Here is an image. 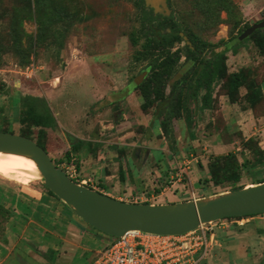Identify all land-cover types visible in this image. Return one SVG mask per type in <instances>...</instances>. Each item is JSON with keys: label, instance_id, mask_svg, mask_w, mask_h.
<instances>
[{"label": "rangeland", "instance_id": "374dc122", "mask_svg": "<svg viewBox=\"0 0 264 264\" xmlns=\"http://www.w3.org/2000/svg\"><path fill=\"white\" fill-rule=\"evenodd\" d=\"M165 1L166 9L154 8L147 0H0V132L29 136L44 147L72 179H90L83 186L109 193L114 199L127 203L185 202L193 197L208 198L232 192L240 186H254L264 180V29L242 41L236 51L226 54V71L239 72L245 79L236 106L232 107L222 97L223 80L217 79L213 85L212 111L204 113L199 109L202 95L199 93L197 103L188 100L193 112L191 127L183 119L174 120L163 142L159 138L160 126H157L159 108L152 102V95L142 108L144 87L135 90L131 85L143 72L147 74L140 86L149 83L152 58L141 53V44L148 38L160 39L170 33L169 28L161 27L163 19L171 16L184 32L189 31L202 42L216 45L264 20V0ZM132 38L138 40L136 45L131 44ZM255 40L263 42L262 52ZM205 57H209V53ZM183 71V67H178L170 83L178 80ZM257 87L261 88L262 97L250 106L245 102L246 93ZM169 90L168 86L166 94ZM130 93L136 94L141 104L130 97ZM31 100L45 104L57 123L55 128L33 125L27 114L33 105ZM220 102L232 120L245 111V121L252 122V131H246L245 138L249 137L246 140L239 131L231 130L232 134L236 133L235 148L217 155L224 157L213 163L212 158L217 156L209 152L203 155L205 151L191 147L190 137L201 133L211 118L220 120L215 113L220 109ZM74 134L88 140L89 145L70 147L76 140ZM152 142L166 152L179 155L178 160L187 164L168 168L155 177L152 159L141 162L142 155L152 151ZM165 156L158 152L156 157L163 168L167 165ZM126 157L146 174L141 179V190L115 188L114 184L113 189L105 188L97 176L107 172L109 160L116 165ZM83 162L87 165L84 169ZM98 163L103 168L96 173ZM234 164L238 165L237 173L220 186L210 183L200 169L212 165L214 180H217L234 169ZM188 167L186 172H181ZM114 168L117 183L118 167ZM193 170L197 171L198 178ZM134 176L137 177V173ZM29 179L30 184L23 186L0 176V205L3 206L0 237L5 236L11 217L18 224L22 219V224L28 226L30 254L36 253L50 263L60 257L61 264H90L110 238L85 223L62 201L50 196L40 175ZM226 220L229 221L203 226L214 230L206 229L208 249L206 254L202 248L198 250L194 258L199 260L197 264H264V214ZM69 224L82 230L77 238L72 236L71 245L60 239L65 237L63 230ZM45 243L62 247L60 253L46 250ZM2 249L0 247V260L3 259L4 264H12L16 254L23 257L20 258L22 263L27 259L21 245L8 259L4 258L6 252Z\"/></svg>", "mask_w": 264, "mask_h": 264}, {"label": "water", "instance_id": "95a60500", "mask_svg": "<svg viewBox=\"0 0 264 264\" xmlns=\"http://www.w3.org/2000/svg\"><path fill=\"white\" fill-rule=\"evenodd\" d=\"M149 2L154 8L166 9L165 0ZM263 29L264 20L242 32L237 41L242 42ZM146 74L143 72L136 77L132 87H138ZM0 153L32 160L44 186L76 216L109 238H119L130 231L179 236L221 220L264 214V182L196 201L164 205L127 203L77 184L27 137L0 132Z\"/></svg>", "mask_w": 264, "mask_h": 264}, {"label": "trees", "instance_id": "16d2710c", "mask_svg": "<svg viewBox=\"0 0 264 264\" xmlns=\"http://www.w3.org/2000/svg\"><path fill=\"white\" fill-rule=\"evenodd\" d=\"M161 27L164 29L169 28L170 33L162 35L160 39L148 38L141 44V53L145 57L152 58V63L149 67L151 76L148 80L149 83H144L135 88V90H139L144 87L141 93L142 99L144 100V103L141 105L142 108L147 104L151 95L152 102H155L159 108L156 112L161 131L159 138L169 135L174 120L183 119L186 125L191 127L193 123V112L188 106V100L197 103L199 93H202L199 99V109L201 111L212 109L214 103L213 85L217 79L223 80L220 89L225 91L224 95L227 96L230 103H237L239 101V89L243 87L245 80L243 74L239 72H227L225 64L226 54L237 50L238 46L242 43L238 42L237 38L245 30L227 41H220L218 44L212 45L202 42L189 31L184 32L181 30L171 16L163 19ZM259 32L260 30L255 31L250 37H255ZM130 42L132 45H136L138 40L132 38ZM184 42H186V44L183 47H176L177 44ZM254 42L262 52L263 42L261 40H255ZM208 53L209 57H205ZM181 58H184L183 63H181ZM178 67H183V74L178 80H175L171 84L170 79ZM168 86L170 90L169 93L166 94ZM131 89L133 88L131 87ZM261 95L262 90L260 87H257L251 92L247 91L245 102L251 106V104L256 102V99L262 97ZM31 101L33 105L31 104L32 106H30L27 114L28 117L33 120V125L42 128H55L57 123L45 104L38 100ZM22 136L30 139L27 135L22 134ZM36 144L39 145L38 143ZM76 145H82V142H78ZM39 146L48 154L44 147L41 145ZM67 154L68 153H66V155ZM223 157L224 156L214 157L212 161L216 163L217 160ZM54 163L59 168V163ZM233 168L235 170L232 169L226 174H222L220 179L214 180L215 173L213 172L212 165L209 166L208 181L216 186H220L223 182H228L229 179L233 178L235 173H237L238 165L236 164L235 166L234 164ZM263 182L264 180L257 184ZM243 188L244 187L240 186L231 191ZM48 194L56 198L49 190ZM1 211H3L2 205H0V212ZM235 219L239 220L243 218Z\"/></svg>", "mask_w": 264, "mask_h": 264}, {"label": "crops", "instance_id": "0c3cea01", "mask_svg": "<svg viewBox=\"0 0 264 264\" xmlns=\"http://www.w3.org/2000/svg\"><path fill=\"white\" fill-rule=\"evenodd\" d=\"M130 97H133L134 99H136L135 101H137V102L140 101L139 98H137L136 94H134V93H130ZM222 97L226 98L228 103L232 107L236 106V103H230L229 102V100H228L226 95H224ZM139 103L141 104V102H139ZM222 103L223 102L219 103L220 109L215 112V113H217V116L221 117V118H218L220 120L217 121L214 118H211L208 121V124L205 127V129L204 130L202 129L203 131L201 133L194 134V137H190L191 147L192 146L193 147L194 146L195 147H199L200 151L203 150V151L206 152L203 155L207 154L208 152L212 153V154H214L216 156L217 155H222L225 151H227L229 149H232V148H235V145H236L237 142H236V138L234 137V135L236 133L232 134L233 132L231 130L236 129V131L240 132L241 137L246 139V140L249 138V137L245 138L246 137V131L247 130L250 131V132L252 131V129L250 127L252 122L251 121L250 122L249 121L248 122L245 121L246 118H247L244 115L245 111L239 112V113H241V116H236L235 115L236 117L233 119L235 121H233L232 117H230V115L225 113L226 112L225 111V106ZM211 111H212V109L204 110V113H208V112H211ZM207 116L210 117V115H207ZM238 124H240L241 126H238ZM157 126L159 127V124ZM218 126H221V127L219 128ZM206 128H208V130H206ZM75 129H76V126H75ZM79 131H80V128H79ZM74 136L76 137L75 134H74ZM229 137H231V138H229ZM75 139L76 140H73L74 142H72L70 147H73V145L74 144L76 145L78 142H82V147L84 145L85 146L89 145L88 140L82 139L81 137H76ZM70 140H72V139L70 138ZM160 140H162V142H163L162 138H160ZM158 152L163 153L164 155H166L165 156V162H166L167 165H166L165 168L160 166V163H158V161L156 160ZM113 155L116 156L115 153H113ZM149 158L152 159V173H154L155 177H156V175H157V177L161 176L163 173H165V171L168 170V168L180 167L183 164L184 165L187 164V162H181V161L178 160L180 158L179 155H174V154H171L169 152H166V151L162 150L161 148H159V146L156 147V145L153 144V142H152V151L150 153H148V152L144 153V155H142V159H141L142 161L141 162L144 163L145 159L148 160ZM109 162L110 163H107L108 166L106 168L109 171L107 170V172H104L103 176H97V179H100V182L105 185V188H106V186L107 187L110 186L109 188L113 189L112 186L114 184L115 188L116 187L117 188H120V187L121 188H125V187L127 188L128 187L130 190H133V191H138V190L140 191L141 190V186L143 184L141 182V179H142V177H144L143 175H146V174L142 173V171H140V169L137 167L136 164L135 165L132 164V162H134V161H131L128 157H126V158H123L121 160V162L117 161L116 165H114L113 162L111 163L110 160H109ZM188 163H190V162H188ZM83 165L84 166L82 168L84 169V167L87 166V165L84 162H83ZM113 165L115 167H118L119 182H117V183H116L115 175L113 174L114 169H115ZM102 168H103V166L99 165V163H98V165L95 168V172L97 173ZM193 168H194V165H193ZM186 169L188 170L189 167L185 168L184 170H181V172L185 171ZM200 169H203L202 172L204 173V176L206 177V179H208L209 178L208 166L204 165L203 167H200ZM62 170H64L71 178H73L72 175L68 171H66L65 169H62ZM134 173H137V177L134 176ZM192 173L195 174L196 178L199 177L197 171L193 170ZM171 178H173V177L171 176ZM148 180H151V179H148ZM74 181H76L80 185H84V184H86L87 181H91V180L89 179V180H82V181H78V180H74ZM151 181H148V182L150 183ZM178 182L179 181L175 182V184H177ZM174 185H172V186H174ZM164 191H166V190H164ZM99 192H101V193H103V194H105L107 196H110V197L112 196L109 193H106V192H103V191H99ZM203 198L204 197H198V198H195V199L199 200V199H203ZM192 200H193V198L191 200H187V201H192ZM126 202H128V201H126ZM130 203H143V201H130ZM144 203H148L149 205H164V203H152V202H144ZM178 203H181V202H178ZM225 221H229V220L225 219V220H221L219 222L213 223V224L217 225V224L225 222ZM21 222L23 223L22 219H21ZM8 223L9 224L6 227L7 230H6L5 234H4L5 236L0 237V247H3L2 252H4V251L6 252V255L4 257L5 259L10 258V256L15 251H17L18 247L21 245V251L24 252L23 256L25 258H27V259L24 260V263H22L21 259L23 257L20 254H16L15 255L16 259L13 261L12 264H29L30 261H33L35 263H37V262H43V263H46V264L50 263L49 259H47L48 261L46 260V258L42 259L41 256H39L38 254L33 253V252H32L33 254H30L29 251L27 250V248H28L27 245H28V242L30 240L29 239L30 235H28V233H27L28 226H25L22 223L21 224L15 223L14 219L12 217H11L10 222H8ZM78 226H80V225H78ZM53 227H54V225H53ZM206 229L207 230H214L213 227L206 228ZM63 231L65 232L64 233L65 237L64 238H60V239L63 242H65V244L71 245L72 242L74 241L72 236L77 238L82 230L80 231L75 225L69 224ZM212 236H214V235L212 234ZM45 245H46V250L52 249L54 251H57V254L60 253V250L62 248L60 246H56L54 244L52 245V244H49V243H45ZM24 247H26V248L23 251L22 248H24ZM30 257H31V259H30ZM0 264H4V260L3 259L0 260ZM37 264H39V263H37ZM50 264H61V258L58 257L56 259V261H54V263L51 262Z\"/></svg>", "mask_w": 264, "mask_h": 264}, {"label": "built area", "instance_id": "2783aa9c", "mask_svg": "<svg viewBox=\"0 0 264 264\" xmlns=\"http://www.w3.org/2000/svg\"><path fill=\"white\" fill-rule=\"evenodd\" d=\"M193 200L196 201L194 197ZM206 233L203 226L179 236L130 231L110 238L90 264H197L199 260L194 258L198 250L202 248L206 254L208 249Z\"/></svg>", "mask_w": 264, "mask_h": 264}, {"label": "bare ground", "instance_id": "6f19581e", "mask_svg": "<svg viewBox=\"0 0 264 264\" xmlns=\"http://www.w3.org/2000/svg\"><path fill=\"white\" fill-rule=\"evenodd\" d=\"M0 176L17 184L28 186L31 181L29 178L35 177L37 179L39 173L32 160L16 155H4L0 153ZM250 187L252 186L246 188Z\"/></svg>", "mask_w": 264, "mask_h": 264}, {"label": "flooded vegetation", "instance_id": "af4514ba", "mask_svg": "<svg viewBox=\"0 0 264 264\" xmlns=\"http://www.w3.org/2000/svg\"><path fill=\"white\" fill-rule=\"evenodd\" d=\"M145 78H146V77H145ZM136 88H137V87H136ZM131 90H132V89H131ZM68 114H69V113H68ZM68 114H67V115H68Z\"/></svg>", "mask_w": 264, "mask_h": 264}]
</instances>
